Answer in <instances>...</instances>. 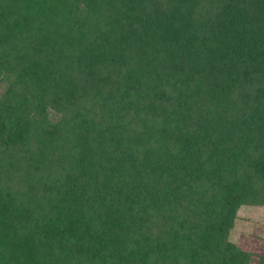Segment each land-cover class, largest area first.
Returning a JSON list of instances; mask_svg holds the SVG:
<instances>
[{
  "label": "trees",
  "instance_id": "obj_1",
  "mask_svg": "<svg viewBox=\"0 0 264 264\" xmlns=\"http://www.w3.org/2000/svg\"><path fill=\"white\" fill-rule=\"evenodd\" d=\"M0 264H264V0H0Z\"/></svg>",
  "mask_w": 264,
  "mask_h": 264
},
{
  "label": "rangeland",
  "instance_id": "obj_2",
  "mask_svg": "<svg viewBox=\"0 0 264 264\" xmlns=\"http://www.w3.org/2000/svg\"><path fill=\"white\" fill-rule=\"evenodd\" d=\"M3 90L4 87L0 85V93ZM230 241L243 250L264 252V206H243L239 209Z\"/></svg>",
  "mask_w": 264,
  "mask_h": 264
}]
</instances>
